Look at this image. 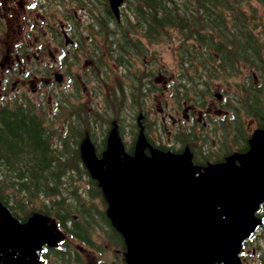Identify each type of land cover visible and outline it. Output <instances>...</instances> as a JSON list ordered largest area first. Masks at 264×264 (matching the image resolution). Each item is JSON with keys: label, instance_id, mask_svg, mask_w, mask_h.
<instances>
[{"label": "water", "instance_id": "obj_1", "mask_svg": "<svg viewBox=\"0 0 264 264\" xmlns=\"http://www.w3.org/2000/svg\"><path fill=\"white\" fill-rule=\"evenodd\" d=\"M108 1L118 17L122 0ZM120 153L112 135L103 159L89 153L87 165L124 239L126 264H238L240 243L262 223L255 211L264 198V131L255 134L248 154L211 166L200 177L186 155L149 158L139 149L121 160ZM1 210L6 263L35 264V251L50 241L44 219L21 225Z\"/></svg>", "mask_w": 264, "mask_h": 264}, {"label": "trees", "instance_id": "obj_2", "mask_svg": "<svg viewBox=\"0 0 264 264\" xmlns=\"http://www.w3.org/2000/svg\"><path fill=\"white\" fill-rule=\"evenodd\" d=\"M124 2L126 3L125 21L129 22V25L125 26L126 34L131 33V30L136 34L135 31L141 29L144 30L142 37L145 35L153 39L157 38L160 32L166 33L168 28H178L186 33L197 34L205 30L220 37L225 29L222 40L213 50L211 49V52H196L206 62V64L204 61L200 63L208 66L210 71L208 79L211 78L215 69L228 73L227 62L236 60L238 57L242 60H250L249 58L260 60L256 44L250 46L235 42L234 29L241 30L242 35H244L242 32L248 29L245 24L238 23V17L244 21L246 13L238 6L235 7L236 0H124ZM89 11L94 14L93 22L90 24L91 31L97 27L108 28L112 24L120 35L123 34L118 30L110 12L105 11L102 16L99 10L89 9ZM228 11L230 12L229 21L223 15ZM204 14L206 17L203 16ZM247 20L246 18V22ZM112 33L106 31L105 38L111 39ZM121 49H123L122 46ZM205 54L221 56L222 68L211 66ZM256 67H259L264 74V63ZM240 90L244 96V98L240 97L242 100L240 107L243 110L244 108L249 110V113L256 117L257 126L264 128V106L260 104V96L264 95V85L263 88L253 84L242 85ZM113 103L115 107V101ZM255 106L258 108L254 109ZM32 110H34L32 105L15 104L0 107V201L8 209H17L23 215L38 212L54 214L58 216L56 219L65 228L70 214L75 213L73 210L75 199L83 203L78 196V187L75 186V182L81 177L90 176L84 167L78 147L66 151L59 149L56 144H53V136L57 133L54 122L51 120L46 123L41 122ZM76 113L79 117L76 123H73V127H76L77 134L80 137L91 134L88 112L78 109ZM115 113L116 111L113 115ZM196 162L199 163L197 158ZM44 201L50 203L49 207L44 204ZM10 202L15 206H10ZM80 214L82 215V212ZM83 217L82 222L77 220L73 221V224L80 223L85 227V232L89 233L90 227L87 228V225L90 222L86 220L85 214ZM68 233L83 240L74 232L73 227ZM108 237L110 244L119 248L121 254H124L123 239L111 225L108 227ZM66 249L68 246H65L63 250L55 247L49 250L57 259L63 260L68 257L67 260L71 261L74 258L78 263L83 264L75 252L71 253ZM119 264H124L123 259L119 260Z\"/></svg>", "mask_w": 264, "mask_h": 264}, {"label": "rangeland", "instance_id": "obj_3", "mask_svg": "<svg viewBox=\"0 0 264 264\" xmlns=\"http://www.w3.org/2000/svg\"><path fill=\"white\" fill-rule=\"evenodd\" d=\"M53 3H58L59 8L56 6H51V7H44L43 12L41 13L39 8L38 11L39 15L35 14V11L33 10L31 12L32 18H30L32 21H26L23 18L19 20V24H23L26 27V33L22 32V36L20 38V41H29L32 43V50L34 51L38 44L42 43L44 38L39 37L41 35V32L43 29H41L38 32H35V30L40 29L39 28V20L41 18V14L43 15L42 18L43 20L49 24V26L54 30L57 34L59 30L62 31L67 35L68 39L70 38H76V42L79 43V45H75V43H71L67 46L64 47V50L67 51H73V49H76L77 46H79L78 52H77V61L73 60V57H69L68 54L64 57V67L59 66V71L61 74H63L64 77L60 79V84L61 86V92L57 91L56 89L52 92L49 91L48 87L42 86L41 89H45V92L43 93L42 96L43 98L46 99L44 100V109H47V106L51 105L50 102L53 103V100L56 99V97L59 94L64 95L67 103L66 105L71 106H78L82 108H90L93 105L96 104L97 100H101L105 97L106 92H107V86H105L104 83L103 87H101V94L99 96L94 95V88H96V82H102L100 80L95 79L94 77H109L111 76V80L105 81L108 85H113L114 84V78L118 80L117 75L119 74L117 72V69L112 63H109L108 61L101 62L100 67L96 69L91 75H84L85 68L88 66L89 61H96L97 56H103L105 54V50L102 47V40L99 37H96L91 40L94 43H92L95 46V51L91 54L90 60H89V55H90V48L89 45L90 43V36L91 32L88 31L87 27L90 23L93 22V20L86 14V12L82 9V7L78 4L77 0H51ZM35 2L36 0H30V3H32L33 7H35ZM45 0H40V5L45 4ZM101 2V1H100ZM92 5L95 7H99L101 11L105 9L106 3L102 0V3H98L96 0L92 2ZM250 7H255L257 9L256 13H254V16L250 17V27L252 28V36L251 37H259L260 39L263 38V30H264V8L261 7L259 4H257L255 1H251L250 6H244L243 10H248ZM35 9V8H34ZM83 10V11H82ZM122 12V9L120 10ZM74 16L75 19L79 22L81 21V24L78 29L71 25V22H75L72 19H66L65 17L68 16ZM102 16L104 15L103 13L101 14ZM125 15L126 13L123 11L121 15V20H122V25L119 28L121 31L125 30V25H128V23H125ZM250 16V15H248ZM25 19H28L29 17L23 16ZM130 17V16H129ZM32 22L34 25L37 26L36 29L30 28L32 25ZM67 23V24H66ZM132 23V22H131ZM238 23L242 24L244 23L243 20L238 19ZM61 24H66L64 25L63 28L60 29ZM110 28V27H109ZM46 29V28H45ZM70 29V30H69ZM113 29V27H112ZM96 30V29H94ZM125 33V32H124ZM72 34H75L73 36ZM16 34L13 35H5L3 31L0 30V47L4 48L5 42H9L14 39ZM24 35H26L27 38H22ZM48 39L44 41V45L48 44V49L52 52V54H55L53 52V46L56 45L52 40H50L51 36L48 34ZM124 38L128 39L127 43H132L134 40L137 43L143 42L145 48L148 51V66L154 70V74L151 77V82L149 83V87L151 90L154 91V93L151 96H143L141 98L137 97L134 92H132V95L134 98H132V105L128 101V95L129 92L125 91L124 89L120 91L121 95H124L125 98L128 101V104L131 105L132 109H139L144 105V108L147 111H143L148 117L149 120H153L157 125L156 128L150 129L146 127V133L148 135L147 138L157 144H163L164 141L168 139L167 134L170 132L175 131V127L179 124V122L171 119L170 116L174 118V120L177 119V112L182 115L183 111L182 109L185 108L186 106H182L178 108L176 104L174 103V100L170 97V84L171 82L175 83L176 79L173 78L174 74H177L180 69L177 67V60L176 56L177 55V49L179 47V44L181 42L180 36L176 35L174 31H170L168 35H163L160 36L163 37L161 38L158 42L154 43L153 40L150 44H148L145 39H141L138 35L135 34H128L123 36ZM255 37V38H256ZM35 38L38 40L36 42ZM123 39V38H122ZM125 41V39H124ZM58 49H61L60 46H58ZM118 49V48H115ZM57 54H55V61H49L47 58V61L49 65L51 66H58L59 59L57 58ZM120 57L124 59V55L120 54ZM68 59V61H66ZM209 61L213 64H217V61L215 60L214 56H209L208 57ZM75 62V64L71 67V69H68V63ZM98 62V61H96ZM150 69V70H152ZM252 69V68H251ZM71 72V73H70ZM250 69L237 65L236 69V75L234 76H226L227 79L224 81L221 76H224L220 71H219V76L220 78H215L213 80H210L209 83L206 84L207 88L210 89L211 93V100L209 106L206 107L207 114L210 115V118L205 117L208 126L205 128L204 133L206 134V140L202 146L201 149H196L198 154L200 155H205L207 153H214V149H218V147H224V148H229V146L232 144L233 140V135H236L235 132H232V134L227 135L226 140L220 139V137L217 135L218 130H215V126L217 125L216 123H213L211 131L209 128V125L211 124L209 119H213V115L215 114L216 109L220 108L222 101H224V95L225 92H228L229 94H237L235 91V84H242L243 81L250 82V79L252 77L250 76ZM70 73V74H69ZM17 75H20V69L18 67L17 69ZM90 78V80H88ZM92 79V82H91ZM259 81V80H258ZM67 83V87L64 89V84ZM256 83V82H255ZM123 84V83H122ZM136 83L134 84H129L128 88L134 87ZM12 90L8 92L5 95L0 96V104L3 102L10 100V97L12 93L14 92L15 85L11 86ZM20 91V89L23 90V92L26 94V96L30 97L31 100H38L37 94L40 93V90L37 91V94H32V88H34V85L29 87L26 85V88L17 86ZM55 92V93H54ZM98 92V91H97ZM196 93L199 92V90L195 91ZM47 94L51 98L52 101L47 99ZM51 94H54L53 97ZM189 96V94H188ZM215 96H217L215 98ZM222 98V101H221ZM46 102V103H45ZM262 103H264V100L260 101V104L262 106ZM126 104V101H125ZM189 106V105H188ZM125 107V106H124ZM246 107V106H245ZM258 107L255 106L254 109H257ZM130 107H125L124 110L128 111ZM55 112V111H53ZM130 112V111H129ZM133 113V112H132ZM199 112L197 110H192L190 113V116H195L198 117ZM249 117H253L251 114ZM249 117L242 116L243 118V124L244 127L246 128V133H250L251 135L254 134V128H255V121L250 119ZM131 119L135 121V118L132 116L126 115L124 124L126 128L131 132L132 127H131ZM60 120V118H59ZM202 120L203 117H202ZM192 122H189V124ZM226 127L229 126V124H225ZM195 127V126H194ZM237 129V135L240 139V132L242 130V126L239 124L236 127ZM95 134L98 136L101 135V132H99L98 129H96ZM243 144V142H242ZM237 147V146H236ZM215 157H219V155H216ZM84 181H79V184L82 186ZM8 192V191H7ZM10 206H15L14 203L10 202ZM264 209V206H263ZM15 211V210H14ZM264 219V211L261 213ZM19 217H21L18 214ZM48 226H52L50 220L47 221ZM54 231L57 229H53ZM96 231V230H95ZM65 238L67 240V237L65 235L59 237V241ZM93 240L100 244V246L103 247L101 249V253H99V256L97 257V254H93L90 251H87V254L84 256L85 258V263L89 264L91 261L96 262L97 260L103 259L104 264H118V262H113L114 259V252L112 247H105L104 245L106 244L105 241L102 240V238L99 237V234L96 233ZM72 247H76L75 243L69 241L68 242ZM77 244V243H76ZM74 249L68 248L66 251H70L73 253ZM242 258H246L249 264H264V231L261 232V234L258 236V238H255L253 242H251L248 246H243L242 249ZM254 252V253H253ZM258 252L261 253V255H258ZM67 256V255H66ZM2 258V256L0 257ZM68 257H65L63 260L62 259H57L55 256H53L51 253L49 255V263L51 264H68L71 261L67 260ZM243 263V262H242ZM71 264V263H70ZM93 264V263H91Z\"/></svg>", "mask_w": 264, "mask_h": 264}, {"label": "flooded vegetation", "instance_id": "obj_4", "mask_svg": "<svg viewBox=\"0 0 264 264\" xmlns=\"http://www.w3.org/2000/svg\"><path fill=\"white\" fill-rule=\"evenodd\" d=\"M35 8V9H34ZM35 11L36 13H39L38 6L33 7L32 3H30V0H0V30L5 33V35H13L16 34V38L14 37L13 40L9 42H5L4 48L0 47V96L7 94L12 90L11 86L15 85L14 92L12 93L10 100H7L3 102L0 105L8 104L10 101L14 100L13 102L17 100H23L27 99L28 96L23 92L22 89L18 91L19 89L17 86H21L26 88V85L31 87L34 85V88H32V94H37V91L40 90V93L37 94V97H42L43 93L45 92V89H41L42 86L48 87L49 91L52 92L55 88V82L52 80V76L56 78V76L59 78V80L64 77L63 74L59 71V66L64 67V57L68 54L70 57L71 53L72 55L77 53V49H73V52L67 50H64L65 44L71 43L74 41L72 38L65 41L64 36L65 33L62 31L61 28L64 27L66 24H61L59 32L56 34V39L52 35L51 32L56 33L52 28L49 26L48 23H46L43 18L42 14L40 15L41 18L39 20V28L35 30V32L40 31L41 29V35L39 37H43L44 40L42 43L38 44L36 49L34 51L32 50V43L29 41H20V38L22 36V32L26 33V27L23 24H19L20 19H24L26 21H32L30 18L31 12ZM40 12H43V8L39 9ZM29 17L28 19H25L23 16ZM39 15V14H36ZM30 28L36 29L37 26L34 25L32 22V25ZM70 30V29H69ZM48 34L51 36L50 40H52L56 45L53 46V52L57 54V58L59 59L58 66H51L49 65L48 60L55 61V54H52V52L48 49V44L44 45V41L48 39ZM69 35V34H68ZM22 38H27L26 35H24ZM36 42L38 41L35 38ZM79 45V44H78ZM58 46L61 47V49H58ZM68 46V45H67ZM79 47V46H78ZM77 48V47H76ZM78 55L76 54V57ZM74 57V58H76ZM68 61V59H66ZM73 66V62L68 63V69H71ZM20 69V75H17V69ZM71 73V72H70ZM69 73V74H70ZM57 86L60 89L61 92V86L60 84H57ZM67 87V83L64 84V89ZM62 93V92H61ZM47 98L49 99V95L47 94ZM60 103V104H59ZM57 104V106H62L59 109L60 115L64 118L67 111L64 108V98L62 97ZM187 112V116H188ZM198 119H200V114H198ZM64 121L66 119H63ZM174 122V121H173ZM200 120L197 121L199 123ZM203 127L207 128V124L203 122ZM138 147V143H132L131 146L125 147L124 149L126 153L133 155L135 152V149ZM246 147L242 150L245 151ZM145 151V149H144ZM240 151V152H242ZM95 155L100 157L101 156V149H95ZM147 154H149L147 151H145ZM229 154H226V157ZM225 157V158H226ZM224 158V159H225ZM74 208L80 209L81 208V202L77 199L74 201ZM90 213H85L86 220L91 222L92 224H95L94 228L98 231L96 233H99V237H107L108 231L107 228L110 226V222L108 223L107 215L105 210H95L93 215H89ZM77 217L74 218V220L77 221ZM24 222L25 220H21ZM51 225L53 228H55L54 219L51 218ZM73 230L75 233L79 235V237L83 238L84 243L90 248L89 249H83L79 245H76V248L82 252L83 254H87V251L92 252L95 254L97 250V246L95 244H98L93 240L94 235L88 234L85 232V227L82 226L80 223L72 224ZM60 236L66 235L65 231L57 230L56 231ZM65 233V234H64ZM68 233V232H67ZM73 233V232H72ZM57 237V235H56ZM55 237V238H56ZM75 239V238H73ZM68 241V239L63 240V245ZM70 241V240H69ZM249 244H246L245 246H248ZM46 245L44 246V248ZM44 248L41 251L36 252V260L38 261L37 264H51L49 263V250ZM44 250V251H43ZM254 253V252H253ZM1 257V256H0ZM243 262V263H242ZM0 264L2 263V258H0ZM81 264V263H80ZM240 264H249L246 258L240 259Z\"/></svg>", "mask_w": 264, "mask_h": 264}, {"label": "bare ground", "instance_id": "obj_5", "mask_svg": "<svg viewBox=\"0 0 264 264\" xmlns=\"http://www.w3.org/2000/svg\"><path fill=\"white\" fill-rule=\"evenodd\" d=\"M248 49V48H247Z\"/></svg>", "mask_w": 264, "mask_h": 264}]
</instances>
